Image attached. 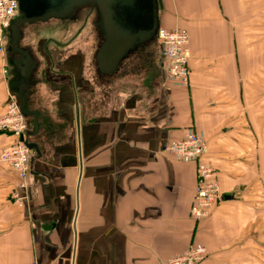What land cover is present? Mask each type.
<instances>
[{"label":"crops","instance_id":"obj_1","mask_svg":"<svg viewBox=\"0 0 264 264\" xmlns=\"http://www.w3.org/2000/svg\"><path fill=\"white\" fill-rule=\"evenodd\" d=\"M162 2L160 27L191 36L187 86L168 80L157 34L110 76L84 37L64 57L50 54V37L21 43L37 63V129L26 115L37 147L22 203L16 173L0 163V264H167L193 243L207 248L203 264H264V0ZM9 48L10 35L0 116L10 82L18 90ZM190 129L204 135L224 191L200 220L197 164L166 149ZM15 140L0 132V151Z\"/></svg>","mask_w":264,"mask_h":264},{"label":"built area","instance_id":"obj_2","mask_svg":"<svg viewBox=\"0 0 264 264\" xmlns=\"http://www.w3.org/2000/svg\"><path fill=\"white\" fill-rule=\"evenodd\" d=\"M19 15V0H0V54L5 58L4 74L7 77L10 72L7 65V42L13 20ZM157 36L168 63V80L175 85L187 86L191 71L189 32L179 27H160ZM27 129V118L21 110L20 101L17 95L10 93L6 111L0 116V132H10L16 140L0 151V163L14 171L18 177L19 188L14 192V196L19 203L23 201L21 191L29 188L31 149L25 141ZM166 149L177 159L196 162L197 187L191 215L197 220L208 217L224 198V191L218 181L217 170L206 159L209 147L204 135L190 129L183 139L168 143ZM206 257V246L193 243L182 253L171 257L167 264H203ZM29 264L39 262L33 261Z\"/></svg>","mask_w":264,"mask_h":264},{"label":"water","instance_id":"obj_3","mask_svg":"<svg viewBox=\"0 0 264 264\" xmlns=\"http://www.w3.org/2000/svg\"><path fill=\"white\" fill-rule=\"evenodd\" d=\"M97 8L103 17L105 39L96 58L100 72L110 76L115 73L122 61L140 44L154 38L160 28L159 9L162 0H19L20 15L10 28L9 52L14 68V81L18 90L10 82L11 93L17 95L20 107L25 115L34 114L35 128L38 127L37 111H31L28 94L37 63L33 57V48L23 46V33L27 25L46 23L52 20L76 18L84 9ZM30 149L37 147L25 139Z\"/></svg>","mask_w":264,"mask_h":264},{"label":"flooded vegetation","instance_id":"obj_4","mask_svg":"<svg viewBox=\"0 0 264 264\" xmlns=\"http://www.w3.org/2000/svg\"><path fill=\"white\" fill-rule=\"evenodd\" d=\"M56 22H60V24L58 23L57 25L61 30V35L58 38L50 37V41L47 47L50 54L56 55L58 57H64L71 51L73 41L78 40L81 37H84V40L90 46L91 51H93L94 54H97L100 46L105 39L103 17L97 8H86L74 19L71 18L66 20H52L47 23H55L54 25H56ZM30 26L31 25H27L24 28L23 41L24 39L26 40V34L28 33L29 42L30 44H33L38 32L35 30L27 29V27ZM72 31H75V33H72ZM70 32L72 34H70ZM153 39L154 38H152L151 40ZM50 44L53 45L50 46ZM144 44L145 43L140 44L133 52L140 51L141 46H143Z\"/></svg>","mask_w":264,"mask_h":264},{"label":"rangeland","instance_id":"obj_5","mask_svg":"<svg viewBox=\"0 0 264 264\" xmlns=\"http://www.w3.org/2000/svg\"><path fill=\"white\" fill-rule=\"evenodd\" d=\"M60 24V22H56V25H54L55 23H50L52 26H53V28H49V29H46V30H43V31H40V32H38V34H37V37H36V39H35V41H37V43H38V41H48V38L49 37H60V35H61V30H60V28H58V25L57 24ZM49 24V25H50ZM72 33H75V31H72ZM71 32H70V34H72ZM28 37H29V34L27 33L26 34V40L24 39V41H28L29 39H28ZM28 39V40H27ZM74 42V41H73ZM36 43V44H37ZM77 42H76V40H75V44H76ZM53 44H50V46H52ZM37 48V51H35L36 52V54L37 55H39L40 54V50L38 49V47H36ZM189 49H190V54L192 55V51H191V36H190V43H189ZM33 51H34V49H33ZM39 53V54H38ZM190 79H191V71H190ZM189 83H190V80H189ZM189 85V84H188ZM193 205V204H192ZM192 207V206H191Z\"/></svg>","mask_w":264,"mask_h":264}]
</instances>
